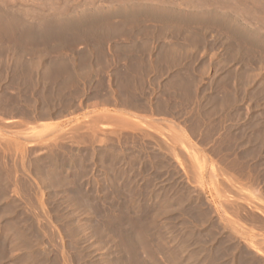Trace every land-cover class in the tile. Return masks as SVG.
I'll return each instance as SVG.
<instances>
[{"label": "rangeland", "instance_id": "1", "mask_svg": "<svg viewBox=\"0 0 264 264\" xmlns=\"http://www.w3.org/2000/svg\"><path fill=\"white\" fill-rule=\"evenodd\" d=\"M0 264H264V0H0Z\"/></svg>", "mask_w": 264, "mask_h": 264}, {"label": "bare ground", "instance_id": "2", "mask_svg": "<svg viewBox=\"0 0 264 264\" xmlns=\"http://www.w3.org/2000/svg\"><path fill=\"white\" fill-rule=\"evenodd\" d=\"M124 120H125V119H124ZM193 155H194V154H193ZM197 156H198V155H197ZM213 168H214V167H213ZM110 171H111V170H110ZM112 177H113V176H112ZM222 177H223V176H221V178H222ZM227 180H228V178H227ZM228 181H229V180H228ZM230 181L232 182V180H231V179H230ZM231 182H230V183H231ZM206 216H207V215H206ZM208 217H209V216H208Z\"/></svg>", "mask_w": 264, "mask_h": 264}]
</instances>
